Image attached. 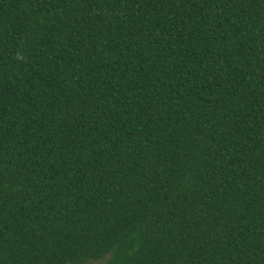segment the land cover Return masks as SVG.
Listing matches in <instances>:
<instances>
[{
    "label": "trees",
    "instance_id": "16d2710c",
    "mask_svg": "<svg viewBox=\"0 0 264 264\" xmlns=\"http://www.w3.org/2000/svg\"><path fill=\"white\" fill-rule=\"evenodd\" d=\"M264 264V0H0V264Z\"/></svg>",
    "mask_w": 264,
    "mask_h": 264
},
{
    "label": "rangeland",
    "instance_id": "374dc122",
    "mask_svg": "<svg viewBox=\"0 0 264 264\" xmlns=\"http://www.w3.org/2000/svg\"><path fill=\"white\" fill-rule=\"evenodd\" d=\"M91 264H101V263H98V262H94V263H91Z\"/></svg>",
    "mask_w": 264,
    "mask_h": 264
}]
</instances>
